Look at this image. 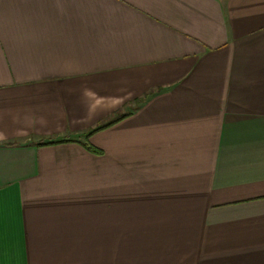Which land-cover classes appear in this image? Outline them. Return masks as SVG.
<instances>
[{
    "label": "crops",
    "instance_id": "0c3cea01",
    "mask_svg": "<svg viewBox=\"0 0 264 264\" xmlns=\"http://www.w3.org/2000/svg\"><path fill=\"white\" fill-rule=\"evenodd\" d=\"M0 209V264H264V0H0Z\"/></svg>",
    "mask_w": 264,
    "mask_h": 264
},
{
    "label": "snow or ice",
    "instance_id": "6c2138e0",
    "mask_svg": "<svg viewBox=\"0 0 264 264\" xmlns=\"http://www.w3.org/2000/svg\"><path fill=\"white\" fill-rule=\"evenodd\" d=\"M10 231L5 226L3 211L0 209V249H3L7 243H10Z\"/></svg>",
    "mask_w": 264,
    "mask_h": 264
},
{
    "label": "trees",
    "instance_id": "16d2710c",
    "mask_svg": "<svg viewBox=\"0 0 264 264\" xmlns=\"http://www.w3.org/2000/svg\"><path fill=\"white\" fill-rule=\"evenodd\" d=\"M112 124V121L111 122H106V123H101L98 125V127H96V129H94V131L96 130H99L100 128H104V127H107L109 125ZM44 143H48V144H52L53 141H48V142H44ZM8 145H11V144H8ZM88 149H90L91 151L95 152L96 150H94L92 147H88Z\"/></svg>",
    "mask_w": 264,
    "mask_h": 264
}]
</instances>
